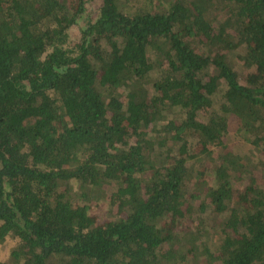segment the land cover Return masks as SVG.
Masks as SVG:
<instances>
[{
  "label": "trees",
  "instance_id": "1",
  "mask_svg": "<svg viewBox=\"0 0 264 264\" xmlns=\"http://www.w3.org/2000/svg\"><path fill=\"white\" fill-rule=\"evenodd\" d=\"M91 1L0 0V264H264V0Z\"/></svg>",
  "mask_w": 264,
  "mask_h": 264
},
{
  "label": "rangeland",
  "instance_id": "2",
  "mask_svg": "<svg viewBox=\"0 0 264 264\" xmlns=\"http://www.w3.org/2000/svg\"><path fill=\"white\" fill-rule=\"evenodd\" d=\"M101 0H92L87 8V11L84 15H82V18L79 21V24L77 27L73 28L70 30V36L72 38V40H76L79 38L80 32L83 28V25L85 24V21L89 18V17H94L97 14V10L98 7L100 5ZM231 131H233V129L236 127L235 124H231ZM229 146L231 147V145H235L233 142H229ZM108 203L106 201H102L101 203H98V207L93 210L91 213L94 215H97L98 218L100 219V221L102 220H106L108 218ZM12 245L11 241H7L5 244L0 246V259L4 260L7 258L8 256V251L10 246Z\"/></svg>",
  "mask_w": 264,
  "mask_h": 264
}]
</instances>
